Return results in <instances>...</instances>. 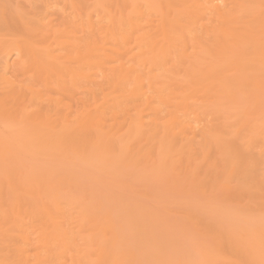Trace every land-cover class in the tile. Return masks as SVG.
<instances>
[{
    "label": "bare ground",
    "instance_id": "bare-ground-1",
    "mask_svg": "<svg viewBox=\"0 0 264 264\" xmlns=\"http://www.w3.org/2000/svg\"><path fill=\"white\" fill-rule=\"evenodd\" d=\"M19 1L23 10L34 2L28 8L22 5L27 0ZM46 1L43 12L36 4L29 9L39 6L32 22L20 16L21 7L14 11L13 1L11 12L9 3L0 6V123L19 133L13 140L8 132L13 143L0 134V264H137L126 232L108 216L119 212L113 198L109 211L99 213L94 192L87 197L86 184L85 194L78 190L86 170L79 163L92 168L114 160V167L129 159L149 163L143 167L148 170L153 162L173 178L190 174L195 182L185 183L202 192L209 182L215 191H208L220 192L216 199L223 198L224 206L233 201L229 208L236 212L231 206L238 208L234 199L240 200L255 220L254 233L247 232L255 238L246 242L245 233L243 241L238 229L239 235L224 221L223 228L215 216L199 225L195 215V230L212 221L225 230L206 228L211 242L202 239L209 244L203 243L199 264H264V164L249 156L259 150L255 143L264 142V13L256 14L262 20L253 17L263 0L256 7L251 4L258 0H67L68 7L61 0L64 9L70 6L65 21L59 16L63 24L47 11L58 2L50 7ZM6 10L20 12L13 14L18 20ZM12 51L22 66L16 60L9 65ZM229 127L232 138L224 137ZM243 132L244 148L238 144ZM22 152L35 155L34 162L28 155V167ZM39 156L47 165L35 161ZM109 167L114 171L104 173L120 174ZM203 170L210 181L200 179ZM227 210L222 218L231 215ZM238 223L235 229L230 224L233 230Z\"/></svg>",
    "mask_w": 264,
    "mask_h": 264
},
{
    "label": "rangeland",
    "instance_id": "rangeland-1",
    "mask_svg": "<svg viewBox=\"0 0 264 264\" xmlns=\"http://www.w3.org/2000/svg\"><path fill=\"white\" fill-rule=\"evenodd\" d=\"M0 1H3V2H0V3L3 4V6L0 4L1 8L4 7L5 4H8L10 1H13V3H15L13 5H15L17 7L16 9L13 8V10L14 9H15L14 11L19 10L18 9L19 6H17L18 3L16 4V2H14V0H9V2L7 1V3H4L5 0H0ZM16 1L18 2V0H16ZM24 1H26V0H24ZM28 1H30V0H27V2H23V0H21L19 2H23L22 5H24V6L27 5L28 8H29L30 5H31L30 8L34 4L40 5V9L38 8L39 6L37 7L35 5V7L37 8V10L34 8V9H31L29 11L30 8L29 9H26V8L23 7L24 8V10H23L22 9V6H20L21 9H22V11L24 12L23 15H22V13L20 14V12H18L17 14H15L16 12H14L13 14H15L16 16H18L20 14V16L21 17L24 16L25 19L29 17V19H26V20H29V21L32 20L33 21V19H34V21H35L36 18H33L32 16H34L35 13L38 14L37 13L38 9L41 12L45 11L44 10L45 9V4H44L45 3V0H38L39 2H41V4L37 0H34V2L31 1L32 3L30 5H28L30 3V2L28 3ZM35 1H36V3H35ZM42 1H43V3H42ZM48 1H49V4L51 5L50 7H52L53 4L55 3V2L50 3L52 0H47L46 2H48ZM53 1H55V0H53ZM63 1L66 2L67 0H63ZM57 2H58V4H57ZM62 2H61V0L60 1L59 0H56V4L59 5V6H57L55 4L56 6H54V7H56V8L52 7L53 9L52 8H49L48 9L47 7L49 6V4H48V6L46 5V8L48 9L47 10L48 11V14L50 16L53 15V14H55V15H53L55 17L54 18V21L55 20L57 21V18L60 15L62 16V14H63V17H64V14L66 12L68 14L69 11H70L69 10L70 9V6H69V9H66L65 8L66 11L63 8L66 3H67L66 4L67 6L65 5V7H68V5H69L68 4V1L66 3L64 2L63 4H62ZM262 2L264 3V0ZM10 3H12V2H10ZM10 3H9V6L11 5ZM42 4H44V6ZM61 4H62L63 7L61 6ZM253 4H255V5H253ZM253 4H251L253 7H256L257 5L260 6L261 0H258V2L256 1ZM13 5H12V7H13ZM41 5L43 7L42 9H41ZM27 6H25V7H27ZM12 7L10 6L8 10L9 11L12 10V9H10ZM262 7H264V4H263ZM262 7H259L260 10L258 9V11H256L258 13H255V15H253V17L256 16L254 18L257 19V17H259L258 20H260L264 16V15H262V17H260L261 16L260 14H263L264 13V12L261 13V11L263 9ZM6 8H8L7 5H6ZM57 8H59V9H57ZM62 8L64 10H62ZM60 9H61V12H62L61 14L60 13H57V12H60V11H58ZM8 10H6V11H8ZM25 10L26 11L28 10L29 13H32V15L30 14L31 17H30L29 14H27V12ZM34 10H36V11H34ZM50 10H52L53 12L55 11V13H53ZM67 10H69V11H67ZM32 11L35 12V13H33ZM40 11H38V12L40 13ZM10 12H9V15L12 14ZM13 14H12V16H10V18L12 17L11 18V21H14V18H15V21L18 20L17 19L18 17H16ZM26 14H27V16H26ZM256 14H259L260 16L259 15L257 16ZM53 16H52V18H53ZM60 17L58 19H60ZM63 17H61V19H64L66 16L64 18ZM61 19H60V23L63 24V20H61ZM65 20H66V18L64 19V21ZM32 21H30V22H32ZM57 22H59V20ZM60 23H58V26H59ZM259 23L261 24V22H259ZM12 24H10L9 26L11 28H14V24L13 25ZM62 24H60V26ZM263 24L264 23L262 22V26H261L262 29H264V25ZM56 25H57V23H56ZM3 33H4V31L2 33H0V35L3 34ZM261 33L264 34V30H261ZM262 37L264 39V35ZM0 38H4V37H2V35H1ZM0 40H1V42H3L2 39H0ZM1 42H0V45H1ZM14 53H15V55H14ZM17 54H18V52L12 51V53H10V55L7 58V59H10V60H8L9 61V65L11 67H13V68L15 66H20L22 64L21 58H19L21 64L19 63V60L17 59V57H21V55L18 54L19 56H17ZM3 59H4L3 57H2V59L0 58V61L2 62ZM11 60H13V61H11ZM14 60L17 61L18 65H15L14 64L16 62ZM126 60H127V58H126ZM11 64H13V65H11ZM0 65H1V63H0ZM17 69H19V68L17 67ZM20 69H22V68H20ZM19 70H17V73H16L17 75H18L19 72L21 73V71H22V70H20V71ZM144 72H147V71L145 70ZM20 73H19V75H20ZM22 74H24V76ZM22 74L20 76L18 75L19 77H21L20 79L25 78V73L23 71H22ZM22 76H23V78H22ZM213 118L210 117L209 120L211 119L213 121ZM211 120H210V122H208L209 124H213L214 123V122L211 123L212 122ZM2 122H4V123H2ZM226 122L228 123L229 121L227 120ZM230 122H232V121H230ZM230 122H229V124H230ZM1 123H0V125L2 127H0V130H1L0 131V134L1 135H4L3 139L4 140L6 139L5 141H7V142L10 141L11 143H13L14 141L12 142L11 138H13V140H14V136L18 135L19 133L13 135L14 133H16L15 130H13L12 127L9 129L10 126H8L9 124L5 123V120L1 121ZM5 125H7V126H5ZM14 126H15V124H14ZM197 126H199V125H197ZM224 126L226 127L227 124L226 125L224 124ZM229 128H228L229 131H227V128H226V130L225 129L223 130V133H225V132L228 133V134L225 133L224 134V137L226 136V134H227V136H229L230 134H232V129H231V127H229ZM2 131L4 133H1ZM10 131H11V134H9ZM230 131H231V133H230ZM8 134L10 136L13 135V137L12 136H11V138H10V136L7 137ZM20 134H21V139L24 136L26 137V134H25V131L24 130L21 131ZM22 134L24 136H22ZM242 135H243L242 136L243 139L241 138L242 140H240V139L238 140L239 146L241 145L240 142L241 143L243 142L245 144L248 143V138L245 137V133L242 134ZM0 138L2 139V137H0ZM229 138H232V136L231 137L229 136ZM3 139L1 140L2 143L5 142ZM226 139H227V137H226ZM22 141H24V138L22 139ZM1 142H0V145H1ZM245 144H243L240 147H243V146L244 147H247ZM255 144L258 145V148H259L260 151L264 149V142L263 141L261 142L262 145L259 142L255 143ZM12 145L16 146L15 143L12 144ZM255 147H257V146L253 145V148L254 149H256ZM2 148H4V150H5V147H2ZM254 149H252V150H254ZM0 150H3V149H0ZM256 150H254L255 152L250 150L249 152L252 153V154L250 155V153H249V156L251 158H255V159L258 158L259 161H261L262 164H264L263 163L264 162V160H263V158H264L263 157L264 156V150L261 151L262 153H260L259 150L258 151H256ZM257 152H259V153H257ZM1 153H3V151H1ZM28 153L29 152H26V154H27V155L25 154L26 156L24 155L23 152L20 153V155H22V154L24 155V157H22L23 156L22 155L20 158L25 159L24 162L26 164L25 163L24 164L27 167L30 165V163H32L31 161L29 163V161H27V160L30 159V160H32L34 162V157H35V155H33L31 152H30L31 156ZM260 154H263V155H260ZM28 155H29V157H28ZM258 156H260L261 158L258 157ZM27 157H28V159H27ZM31 157H32V159H31ZM42 157L43 156L36 157L35 158V161H38V160L43 161V159H46L45 157L42 159ZM20 158H19V162H20ZM112 161L114 162V164H116V162L114 160H112ZM16 162H17V160H16ZM43 162L44 163L41 162L43 165H47V162L46 163H45V161H43ZM89 162L90 161H87V164ZM21 163H23V161H21ZM84 163L85 162H82L81 164L79 163V166L83 170H85V169L86 170L83 171V172H80L81 183L80 182L78 183V190H80L82 194H85L86 193L87 197H88V195H89V197L92 196V193L91 192H94L95 195L93 197L95 198V200H100V202L99 201H94V202H96V205L93 203L95 205V207L96 206L98 207V208L96 207L97 208L96 210H100L99 213L100 212H105L106 210L109 211V209L111 208V206L114 205V203L116 202V205H114V207L115 208L118 207L119 210L116 209V211H119L121 215L119 214V212H114V213L110 212V214L108 212V216L111 217L113 215L112 218H111V220H113L112 223L114 224L115 222H117L120 225V228L122 227L121 229H124V231L126 232V235L125 236H127L126 237L127 241L125 240V243H126V246H129L130 245L129 247H127V250L129 249V252L135 253L136 260H137V264H139V263L140 264H184V263L185 264H197V263L199 264V262H201L202 260H204V258H201L200 259V257L203 256L202 254H204L203 253V250H201V249H203L205 247L208 248L207 247L208 246L207 244H209V243H206L205 241H207V239H208V242H211L209 240V233L207 232L208 229L206 230V228L207 227L208 228L210 227L212 229L216 224H213V221L211 223L210 222L207 223V222H204L203 221L204 222L203 225L205 223H207V225L201 226V227L199 225H200V223H201V221L203 219L204 220L206 219L205 221H208V220L211 221V217L213 218V216H215V218L218 219L217 221L222 220V221H220L221 223L224 221L225 225L227 224V226L230 227V228L227 227L228 229H230V231H232V232L234 231V233H236L238 235H239V232L238 231H240V234H241V232H243V234L245 233L244 235L246 237L245 238L246 240L245 239H242V238H244V235L243 234L240 235V237L243 235L241 237V240H243V241L245 240L246 242H248L251 239V241H249V242H252L253 239L255 238V234H253V236H254L253 238L251 236L252 234L251 235L250 234H247L248 231H250V232L253 231V233H254V230L251 229V228L253 227V225H255L254 224L255 223V220L252 219L251 217H249V216H251L250 214L248 216L247 215L248 213H244L245 210H242L241 209V205H243V203H241L242 201L237 200V199H234V202L238 204V208L239 209L237 208V205L236 204H233L234 206L232 205L231 207H235L236 206V209L237 210L234 208V211H236V212H233L232 211L233 208L232 209L229 208L230 207L229 205L232 204L233 201L231 203L230 202H226V205H227L228 209L231 212H233L234 215H236L235 213H239V212L240 213L238 214V216H234L233 213L230 212L231 215H229V213H228V216H227L228 218L226 217V215H223L224 218H222V213L227 214V212L226 213L224 212L225 209H226V211H228L227 210V207L223 205V202H224V199L223 198H220L221 200L220 199H216L217 196H218V198L221 196L220 192H219V195L220 196L213 194L215 192L210 193V192H212V190L213 191H215V190H214L213 186L211 184H209V182L207 184L208 187L206 186V189L207 188L208 189L207 190L205 189L206 192L205 191L202 192L198 188V186H199L198 184L197 185L196 184L195 185L193 184L194 185L193 186V185H189V182L188 183H185L186 181H184V179H186V178H189V179H186V180L195 182V179L193 177H190L191 176L190 174H189L190 176L187 174L184 177L180 174L181 177L178 176L179 179H178V177L176 178L175 176L173 178V174H171L172 173L171 170H169L171 172H168L167 169L166 170H164V169H158V171H160V172L156 171V168H154V163L153 162H150V164L152 163L151 164L152 166H150V168L153 167V169L152 168L151 169L149 168V170H148L147 168L145 169L143 167H146L149 163L147 165H145V166L142 167L141 162L139 164H136V162H133L131 159L125 160V161H123V164L125 163L124 166L126 167L125 172H124V170H121V168H120V167H123L122 169H125L124 166H123V164L122 165L121 164L119 165L117 163L118 166L117 165L114 166V167L119 168L118 169V172H120V174L116 173L117 171H115V173L110 172L113 169L111 170V167H109V166H112V168H114L113 167L114 164L110 165L112 162L111 163H108L106 165H103V167L101 165L98 166V165H96L94 163L99 168L102 167L100 169L98 167H96L94 164H91V165L92 166H95L96 168L95 167H92V168L91 167H88L89 165H86V164H85L86 166L85 165L83 166ZM119 163H122V162L120 161ZM135 164L138 165L140 168L137 167V166H135ZM144 164H145V162H144ZM133 165H134V167H133ZM218 165L221 166V163H218ZM220 166H218V167L220 168ZM262 166H264V165H262ZM127 167H129L130 169L127 168ZM135 167H136V169H132V168H135ZM147 167H149V166H147ZM107 168H110V171H108L107 173L109 174V172H110L111 175H108L106 172L104 173L105 170L106 171L108 170ZM203 168H206V167H203ZM181 169H183V168H181ZM263 169H264V167H263ZM99 170H101L102 172L101 171L99 172ZM135 170H136V172H135ZM154 170L157 173L154 172ZM176 170L179 171V169H176ZM204 170L206 171V169H204ZM204 170L203 171H200V175L201 174L202 175H201V177L199 176L200 179H203V180L207 179V175H206V172ZM177 171H176V173H177ZM185 171L183 172V175L187 173V171H186V173H185ZM204 173H205V175H204ZM203 175L205 177H203ZM114 176H115V178H114ZM196 178H198V177H196ZM56 180H57V178H56ZM52 181L55 182V177H53V180ZM207 181H210V180L207 179ZM192 182H191V184H192ZM84 184H86L87 188L85 187ZM194 187H196V188H194ZM85 188L87 190H91L90 191L91 194H89V191L85 190ZM209 188L210 189L212 188V189L210 190ZM84 190L87 191L88 194ZM97 190H98V192H97ZM83 191L85 193H83ZM216 193L218 194L217 191H216ZM72 194H74V193L72 192ZM78 194H79V196H82V194L80 195V192H78L77 194H75V196H77ZM96 197H97V199H96ZM107 197H109V198H107ZM94 198H92V199H94ZM112 198H113L114 202L112 201L113 203L110 206V204H111L110 203V200ZM220 201H221V203H220ZM89 202H91V200H89ZM93 204H92V207H93ZM98 204H99V206H98ZM104 204H106V205L104 206ZM216 204H218V205H216ZM102 206H103V209H102ZM133 211H135V212H133ZM241 212H243V213H241ZM117 213L121 216V219L120 220H119L120 216L119 217L116 216ZM195 215H196V217H195ZM197 216H199L198 218H199V221L200 222L197 221V223H199V225L196 226V228L197 229L199 228V230H200V228H202V229L205 228L207 234H204V232L201 231L202 229L200 231H198L197 229L195 230V225H197V224L196 223L194 224V221L196 222V220L193 219V217L197 218ZM239 216H241V217H239ZM122 218L123 219H126V220H124L123 225H122V221H121V220H123ZM238 218H240V220ZM116 219H117V221H116ZM241 220L243 222L245 221L244 223L242 222L244 224L243 226L241 225L242 224L241 223ZM119 221L121 222V224L119 223ZM238 221H239V223H238ZM246 222H248V223H246ZM117 223L115 225H117ZM221 223H219L220 226H222L224 228V223H222V224ZM231 223L233 224L232 227L234 226L233 229H235V225L238 223V227H236V230H233L232 229V227L230 225ZM211 224H213V225L211 226ZM219 224H218V226H219ZM250 224H252V225H250ZM132 225H134V228L132 227ZM189 225H191V226H189ZM249 225L251 227H249ZM218 226L216 225L217 228H215V229L213 228L212 231L223 232L224 229L221 228V227H218ZM239 226H241L243 228L244 227H246V228L249 227L251 230H249V228L248 229H245L244 228L247 231H245L243 229H242L243 230L242 231V230H239V229H241V227H239ZM127 227H128V229H127ZM130 228L133 229V230H130V231H132V233L129 231ZM210 228H209V230H210ZM217 229H218V231H217ZM237 229H238V231H237ZM127 230L130 232V233L128 232L129 234H127ZM199 233L202 235V237L200 236ZM246 234L248 235V237L249 236H251V237L248 239V237H247ZM132 237H133V239H132ZM203 238L205 239V241L202 240ZM165 240H166V242H165ZM129 241H131L132 243L131 242L129 243ZM127 243H129V244H127ZM203 243H204V246H205V243H206V246L205 247L203 246ZM132 245H134V246H132ZM207 251L208 250H206L205 252H207ZM200 254H201V256H200ZM138 261H140V262L138 263Z\"/></svg>",
    "mask_w": 264,
    "mask_h": 264
}]
</instances>
